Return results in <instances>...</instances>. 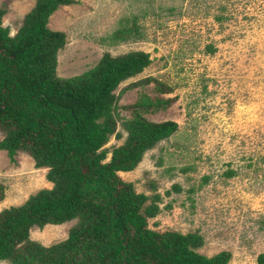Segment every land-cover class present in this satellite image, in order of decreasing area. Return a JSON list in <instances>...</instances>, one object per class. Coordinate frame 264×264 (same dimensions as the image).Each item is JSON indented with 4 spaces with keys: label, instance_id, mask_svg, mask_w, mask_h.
<instances>
[{
    "label": "rangeland",
    "instance_id": "rangeland-1",
    "mask_svg": "<svg viewBox=\"0 0 264 264\" xmlns=\"http://www.w3.org/2000/svg\"><path fill=\"white\" fill-rule=\"evenodd\" d=\"M36 2L0 0L11 35ZM75 2L59 6L49 19L50 29L66 34L57 76H80L105 53L144 51L152 60L116 90L117 131L123 138L114 135L106 146L122 144L123 123L132 118L139 94L173 100L148 116L177 122V132L147 152L135 170L119 173L138 192L162 196L161 212L149 226L197 232L204 239L200 254L228 251V264H256L264 253V0ZM229 171L234 174L227 176ZM47 172L26 152L12 162L0 150V211L52 188ZM76 223L34 228L30 239L54 245L67 239Z\"/></svg>",
    "mask_w": 264,
    "mask_h": 264
},
{
    "label": "trees",
    "instance_id": "trees-1",
    "mask_svg": "<svg viewBox=\"0 0 264 264\" xmlns=\"http://www.w3.org/2000/svg\"><path fill=\"white\" fill-rule=\"evenodd\" d=\"M75 3L37 0L14 35L3 25L6 10L0 7V150L12 162L26 152L37 169L48 168L53 184L0 211V263L228 264V251L212 257L197 251L204 243L197 232L152 229L149 220L161 212L162 196L138 192L119 174L135 170L147 152L177 132V122L148 116L172 99L139 94L132 118L123 123L122 144L106 146L114 135L123 138L117 131L116 90L151 64L150 54L105 53L80 76H57L66 34L50 29L49 19L59 6ZM150 187L157 191L154 182ZM3 198L0 185V202ZM73 220L77 223L62 242L44 246L30 239L34 228ZM256 264H264V253Z\"/></svg>",
    "mask_w": 264,
    "mask_h": 264
}]
</instances>
